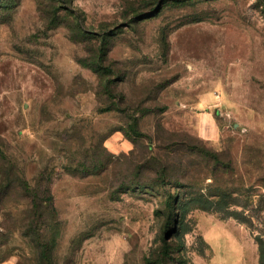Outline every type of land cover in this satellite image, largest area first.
<instances>
[{
    "label": "rangeland",
    "instance_id": "rangeland-1",
    "mask_svg": "<svg viewBox=\"0 0 264 264\" xmlns=\"http://www.w3.org/2000/svg\"><path fill=\"white\" fill-rule=\"evenodd\" d=\"M0 264H264V0H0Z\"/></svg>",
    "mask_w": 264,
    "mask_h": 264
},
{
    "label": "trees",
    "instance_id": "trees-1",
    "mask_svg": "<svg viewBox=\"0 0 264 264\" xmlns=\"http://www.w3.org/2000/svg\"><path fill=\"white\" fill-rule=\"evenodd\" d=\"M42 195H43V198L39 197L40 195L38 196V194L35 193V197L34 198L38 199L40 201V204L48 206V208H50L51 211L53 213H55L54 200H53V196L51 194V191L49 189L48 190H45V191H43ZM175 220L176 219H173V217L171 216V214H169V216H168V222L173 221L172 223L174 224Z\"/></svg>",
    "mask_w": 264,
    "mask_h": 264
}]
</instances>
